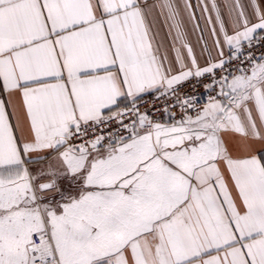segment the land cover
<instances>
[{"label":"snow or ice","instance_id":"snow-or-ice-1","mask_svg":"<svg viewBox=\"0 0 264 264\" xmlns=\"http://www.w3.org/2000/svg\"><path fill=\"white\" fill-rule=\"evenodd\" d=\"M248 7L0 0V88L20 94L30 119L18 142L0 100V264H264V52L251 51L264 45V9ZM161 22L175 69L157 39ZM189 23L209 52L203 66ZM192 80L202 104L180 93ZM149 94L165 101L163 121L140 111ZM225 133L240 137L243 155ZM49 156L47 168L26 166ZM65 178L76 187L63 189Z\"/></svg>","mask_w":264,"mask_h":264},{"label":"crops","instance_id":"crops-1","mask_svg":"<svg viewBox=\"0 0 264 264\" xmlns=\"http://www.w3.org/2000/svg\"><path fill=\"white\" fill-rule=\"evenodd\" d=\"M153 0H149V3H152ZM199 2V0H192L193 5H196ZM209 4L211 3V0H208ZM218 3L223 4V0H218ZM243 3L246 5V8L249 12V15H251V8L248 7L249 0H243ZM257 3L260 5L262 9H264V0H257ZM196 15L198 17L201 16L200 9H196ZM206 15V14H205ZM213 19H214V14H213ZM225 20L226 24L228 27V31L231 34L232 32V26L230 23H228V18L226 15V10H225ZM187 23V21H186ZM200 25L201 28L204 29L203 31V37L204 40L207 42L208 49L211 53V56L213 59H219V51L214 45V37L211 35V28L213 25L207 24L205 19L201 18L200 19ZM218 28V26H217ZM187 29H188V36L187 40L193 47L194 54L196 56V59L198 63L203 66L207 63L208 57H209V52L203 51L204 48V43L200 41V31L196 30L194 31L192 28V25L189 23L187 24ZM159 35L157 37L158 40L163 41L165 48L167 49V54L169 57V60L172 61L173 68L175 69L178 67L175 64V52L173 51L172 44H173V39L172 37L168 34V30L164 27L163 23H158L157 29ZM221 46L223 47L224 55L227 56L228 53V48L223 45V37L221 36ZM186 56V52L184 53ZM0 100L4 101L5 107H6V113L8 115V119L10 124L12 125L13 132L15 136L17 137L18 142H22L28 135L29 128H30V119L27 116L26 112V107L23 105L22 98L19 93H13L9 95L8 93H5L2 88H0ZM124 102L121 101L120 107L123 108ZM165 118L162 119V121ZM223 139L227 141V148L229 151L235 156V155H243V153H239L236 149V144L239 142L240 137L237 135H234L232 133H225L223 135ZM254 147H259V144H255ZM46 153H39V155H45ZM38 155V153H30L28 157L25 159L29 158H35ZM56 154L53 153L52 156H55ZM52 156H49L48 160H43L38 164H27L26 166L29 167L30 169H37V168H47L49 164H55V160L52 158ZM222 171L224 173L225 177V182L228 185L229 191L232 194V196L235 198L237 197L238 193L237 190L234 186V183L231 181L230 178V173L227 172L226 167L222 164L221 165ZM67 182L69 181L70 178H66ZM61 187L63 188L65 181L61 180ZM64 189V188H63ZM49 195H54L50 193ZM237 203L239 201L237 200Z\"/></svg>","mask_w":264,"mask_h":264},{"label":"built area","instance_id":"built-area-1","mask_svg":"<svg viewBox=\"0 0 264 264\" xmlns=\"http://www.w3.org/2000/svg\"><path fill=\"white\" fill-rule=\"evenodd\" d=\"M244 51L248 52L249 49L245 48ZM251 51L254 52L256 55H259L261 52H264V45L257 47V48H253V49H251ZM228 55H229V50H228L227 56ZM235 66H236V62H233V64L229 65V67H233V68ZM245 67H247V65H245ZM217 75H219V73H217ZM180 93L201 97V99L199 100V103H201V104L204 103V100L206 99V97L204 96L203 87L199 86L195 80H192V81L185 83L183 85V87L180 88ZM167 103L170 106L173 103V100H168ZM164 104H165V101L163 99L154 100L153 95H150V94L144 95L143 99L139 101L140 111L143 112L145 109H148L149 116H151L154 120L158 119V118L162 120L164 118L160 115V113H158L156 111L157 109L162 110V106ZM172 111L179 114V108H173ZM124 122L129 123L130 118H126L124 120ZM116 126H117L116 123L113 122L111 125V128L106 129V131H111L112 129L116 128ZM90 135H91V133H90ZM38 242L39 241L37 239V243Z\"/></svg>","mask_w":264,"mask_h":264},{"label":"rangeland","instance_id":"rangeland-1","mask_svg":"<svg viewBox=\"0 0 264 264\" xmlns=\"http://www.w3.org/2000/svg\"><path fill=\"white\" fill-rule=\"evenodd\" d=\"M62 180L65 181V184L63 186V188L65 190H71L72 188H75L76 187V184L71 179H69L68 182H67V179L66 178L65 179H62Z\"/></svg>","mask_w":264,"mask_h":264}]
</instances>
